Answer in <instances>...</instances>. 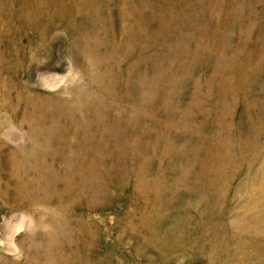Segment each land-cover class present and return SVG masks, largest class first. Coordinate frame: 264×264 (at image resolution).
<instances>
[{
	"label": "rangeland",
	"instance_id": "rangeland-1",
	"mask_svg": "<svg viewBox=\"0 0 264 264\" xmlns=\"http://www.w3.org/2000/svg\"><path fill=\"white\" fill-rule=\"evenodd\" d=\"M0 264H264V0H0Z\"/></svg>",
	"mask_w": 264,
	"mask_h": 264
}]
</instances>
